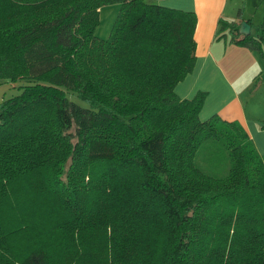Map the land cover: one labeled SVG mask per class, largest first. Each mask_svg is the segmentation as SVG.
<instances>
[{"label":"trees","instance_id":"1","mask_svg":"<svg viewBox=\"0 0 264 264\" xmlns=\"http://www.w3.org/2000/svg\"><path fill=\"white\" fill-rule=\"evenodd\" d=\"M196 22L156 0H0V82H22L0 100V264H264V154L175 91ZM219 23L264 56V14ZM212 146L223 175L195 160Z\"/></svg>","mask_w":264,"mask_h":264},{"label":"crops","instance_id":"2","mask_svg":"<svg viewBox=\"0 0 264 264\" xmlns=\"http://www.w3.org/2000/svg\"><path fill=\"white\" fill-rule=\"evenodd\" d=\"M161 4L193 10L196 60L191 72L175 86L181 98L205 92L201 119L219 114L243 130L259 153L264 154V56L255 49L231 41L228 30L220 33V19L236 21L254 16L248 5L263 0H156ZM102 9V8H101ZM239 11L241 14H239Z\"/></svg>","mask_w":264,"mask_h":264},{"label":"rangeland","instance_id":"3","mask_svg":"<svg viewBox=\"0 0 264 264\" xmlns=\"http://www.w3.org/2000/svg\"><path fill=\"white\" fill-rule=\"evenodd\" d=\"M248 8L254 16L255 22H260L263 18L264 14V0L261 3L260 1H252L251 4L248 5ZM118 11V4H110L105 5L100 10V23L97 27L96 34L100 37H106L113 25L116 14ZM22 82H0V100L3 97L11 96L20 91L19 84ZM71 97L75 100L80 101L79 97L72 94ZM81 103H85L81 101ZM223 149V148H221ZM214 151V146L209 148L200 149L196 155V162L204 171H207L211 174L215 175H223L228 171L229 168V158L226 154V151H220V155L214 156L216 153H212Z\"/></svg>","mask_w":264,"mask_h":264},{"label":"water","instance_id":"4","mask_svg":"<svg viewBox=\"0 0 264 264\" xmlns=\"http://www.w3.org/2000/svg\"><path fill=\"white\" fill-rule=\"evenodd\" d=\"M239 32L242 34H248L251 32V25L248 21L243 20L239 26Z\"/></svg>","mask_w":264,"mask_h":264}]
</instances>
